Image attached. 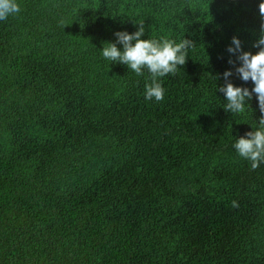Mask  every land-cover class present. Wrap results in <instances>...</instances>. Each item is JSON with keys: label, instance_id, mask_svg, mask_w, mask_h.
<instances>
[{"label": "trees", "instance_id": "trees-1", "mask_svg": "<svg viewBox=\"0 0 264 264\" xmlns=\"http://www.w3.org/2000/svg\"><path fill=\"white\" fill-rule=\"evenodd\" d=\"M262 2L17 0L0 21V264H264V162L233 147L262 113L217 90L226 71L254 88L227 49L259 51ZM137 23L196 43L162 101L147 69L102 55Z\"/></svg>", "mask_w": 264, "mask_h": 264}, {"label": "clouds", "instance_id": "clouds-1", "mask_svg": "<svg viewBox=\"0 0 264 264\" xmlns=\"http://www.w3.org/2000/svg\"><path fill=\"white\" fill-rule=\"evenodd\" d=\"M21 11L17 0H0V21L7 20L10 16L16 15ZM259 12L264 17V2L259 4ZM139 24L138 31L129 34L126 31L117 32L116 43L107 42V47H103L102 55L110 62L127 65L128 69L134 71L137 75H142L143 70L151 75V83L145 85V99L162 101L165 95V89L158 78L165 77L168 74L175 75L178 67L186 64L188 59V50L195 46V42L185 37L179 42L161 37L159 39L149 38L141 39L145 28L143 23ZM123 45L121 51L116 44ZM242 42L237 38H232V45L227 50L229 53H240L237 57L241 66L236 68L240 78L247 82L251 80L255 85L251 91L248 88L235 86L228 81L232 75L231 71H226L223 76L225 85L217 90L223 92L227 103L223 106L226 112L241 113L245 111V104L249 105L253 93L256 94L259 104V110L262 113L259 122H256L253 131H249L244 137L236 140L233 147L239 156L251 162L252 169H256L264 162V25L258 41L253 45L259 49L255 54L245 52L241 47ZM233 63V61H229ZM219 79V76H216ZM250 107V105H249ZM235 206V202H234Z\"/></svg>", "mask_w": 264, "mask_h": 264}]
</instances>
